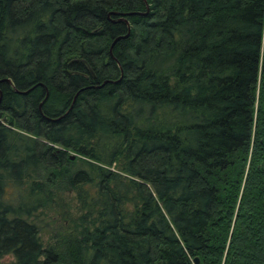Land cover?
<instances>
[{
    "label": "trees",
    "instance_id": "16d2710c",
    "mask_svg": "<svg viewBox=\"0 0 264 264\" xmlns=\"http://www.w3.org/2000/svg\"><path fill=\"white\" fill-rule=\"evenodd\" d=\"M194 258L264 264V0H0V264Z\"/></svg>",
    "mask_w": 264,
    "mask_h": 264
},
{
    "label": "rangeland",
    "instance_id": "374dc122",
    "mask_svg": "<svg viewBox=\"0 0 264 264\" xmlns=\"http://www.w3.org/2000/svg\"><path fill=\"white\" fill-rule=\"evenodd\" d=\"M37 179L44 180L45 175L39 173ZM27 184L24 185L26 187ZM64 183L57 187V201L54 209L49 211H39L33 216V220L40 228V235L45 245H58L64 241L72 230V219L76 218L80 213V207L75 197V193L66 188ZM18 188L10 184L7 189L8 197L17 196ZM12 254L3 257V262L14 260Z\"/></svg>",
    "mask_w": 264,
    "mask_h": 264
},
{
    "label": "water",
    "instance_id": "95a60500",
    "mask_svg": "<svg viewBox=\"0 0 264 264\" xmlns=\"http://www.w3.org/2000/svg\"><path fill=\"white\" fill-rule=\"evenodd\" d=\"M133 13H137V12H129L128 14H133ZM145 13H146V12H145ZM145 13H144V14H145ZM113 43H114V41H113ZM113 43H112V44H113ZM193 261H194V264H197V263H198V258H194Z\"/></svg>",
    "mask_w": 264,
    "mask_h": 264
}]
</instances>
